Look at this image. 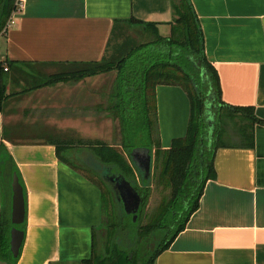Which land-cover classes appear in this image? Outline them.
Returning <instances> with one entry per match:
<instances>
[{"label":"crops","instance_id":"1","mask_svg":"<svg viewBox=\"0 0 264 264\" xmlns=\"http://www.w3.org/2000/svg\"><path fill=\"white\" fill-rule=\"evenodd\" d=\"M191 1L206 56L220 77L222 100L252 107L264 120V0ZM18 3L22 7L0 34V85L5 87L0 141L17 166L27 201L16 264H87L94 233L101 238L105 231L101 191L59 158L53 140L101 139L92 136L90 126L108 109V73L38 85L52 74L115 60L111 44L117 33L135 26L147 32L132 19L154 23L169 36L172 0ZM156 93L161 145L169 148L187 133L190 100L180 86L161 84ZM226 139L233 143L217 149V177L207 181L199 209L155 264H264V123L254 125L252 146L240 145L236 131ZM67 155L86 162L92 157L84 150ZM8 186L0 176V222L4 206L12 209Z\"/></svg>","mask_w":264,"mask_h":264},{"label":"trees","instance_id":"2","mask_svg":"<svg viewBox=\"0 0 264 264\" xmlns=\"http://www.w3.org/2000/svg\"><path fill=\"white\" fill-rule=\"evenodd\" d=\"M18 1L0 0V34L17 10ZM172 8L174 20L169 36H162L154 23L132 19L143 24L153 39L131 49L126 57L119 60L90 62L80 70L52 74L38 85H52L116 70L117 78L108 108L121 119L122 145L127 152L137 146L150 147L153 153L155 149L158 181L171 188V198L153 212L150 222L142 224L140 212L137 221L133 222V217L129 216L132 223H127L124 214H128L117 192L113 190L114 186L109 188L107 185L104 170H98L91 162L83 160L84 164H91L89 170L96 176L98 174L106 187V190L102 189L96 179L84 174L101 191L102 228L106 232L101 239L94 233L92 257L84 260L87 264H155L158 256L169 248L185 229L193 213L199 209L207 181L217 177L216 151L219 147L233 143L226 139L229 127L239 134L240 140L237 141L240 145L252 146L254 125L264 123V120L256 116L254 108L232 106L222 100L220 77L206 56L204 34L192 1L172 0ZM161 84L180 86L190 100L187 133L174 138L169 148L162 147L159 136L157 139L159 124L156 89ZM4 96L5 87L0 85V109ZM208 110L215 117L212 139L208 137ZM53 142L57 146L59 158L78 170L84 168L77 164L76 159L67 155L70 151L84 150L92 155L91 159L108 168L109 174L124 175L143 192L144 209L150 181L140 175V185L137 182L138 171L132 160L128 161L115 147L103 140ZM14 172L19 173L17 166L4 142L0 141V176L9 181L11 193ZM109 206L112 208L110 213ZM11 211V204L8 208L4 206L0 222V260L16 264L19 257L13 256L10 246L11 229L14 226ZM19 227L25 230V223ZM147 237L156 244L150 252H145L140 246Z\"/></svg>","mask_w":264,"mask_h":264},{"label":"rangeland","instance_id":"3","mask_svg":"<svg viewBox=\"0 0 264 264\" xmlns=\"http://www.w3.org/2000/svg\"><path fill=\"white\" fill-rule=\"evenodd\" d=\"M140 27H124L122 29V33H117L116 36L112 39L111 49L116 48L117 49V56L114 58L115 60H119L123 57H126L129 52H131V49H135L145 42L153 39L151 34L142 31V29H139ZM166 34H169V32H165ZM108 78L106 79L105 84L107 85L106 89L108 91L107 97H109L112 94V88L113 84L115 83V80L117 78V71L114 70L112 72H109L107 74ZM112 86V88H111ZM110 94V95H109ZM109 95V96H108ZM109 101L107 99V108L109 107ZM210 116L207 118L208 125L210 126L209 133L213 134L214 132V115L211 110H208ZM101 116L99 118H92L91 119V130H92V136L96 134L97 137L101 138L100 140H103L105 143L110 144L111 146L115 147L119 152L123 153L125 157H127L128 161H130L128 152L126 151L125 147L122 145V131H121V119L120 117H117V115L114 114L113 111L106 109L104 113L100 112ZM102 114L104 116H102ZM240 119V117H239ZM229 131H233V128L231 129L229 127ZM228 132V128H227ZM160 137V129L159 134H157V139ZM156 137V136H155ZM211 138V137H210ZM161 142V137L159 138ZM69 142H73L69 141ZM155 154V149H154ZM155 156V155H154ZM92 158V157H91ZM76 162L79 166H81L82 171L84 174H88L92 176L94 179L98 181V183L101 185L102 189L106 190L105 183L101 181L99 175H95L91 170H89L90 165L84 164L83 161L77 160ZM153 172H152V178L150 180V191L149 196L147 199V204L142 209L141 212V223L146 224L150 222V217L152 216L153 212L156 211V209L164 202L168 201L171 198V188L166 187L165 184H162L158 181V168H155V162L153 164ZM97 172L96 170H94ZM106 178V177H105ZM137 182L141 185V176L139 173H137ZM106 183L109 186V188H113L114 184L111 182L108 178H106ZM113 190H115L113 188ZM116 191V190H115ZM110 205V204H109ZM144 210V211H143ZM108 212H112V208L108 207ZM140 214V213H139ZM125 221L128 223H132V220L129 216L124 214ZM133 222H135L133 220ZM134 224V223H133ZM106 232L103 233L105 235ZM101 239V238H100ZM130 240L128 239V242ZM102 242V240H101ZM100 242V243H101ZM153 240H149V237L143 239L141 243V248L143 250H146L145 252H150L153 250L154 246ZM139 248V249H141ZM140 263V262H139ZM142 264V263H140Z\"/></svg>","mask_w":264,"mask_h":264},{"label":"water","instance_id":"4","mask_svg":"<svg viewBox=\"0 0 264 264\" xmlns=\"http://www.w3.org/2000/svg\"><path fill=\"white\" fill-rule=\"evenodd\" d=\"M128 155L142 178L150 181L154 164L153 150L147 146H137L129 150ZM90 160L91 164L94 165L96 169H103L104 176L111 182H114V187L119 193L125 211L132 215L134 221H137L143 202V197L139 190L124 175L109 174L108 168L103 167L93 159ZM11 185L13 194L11 221L14 226L11 229L10 246L13 256L18 258L25 239V230L19 226L26 223L27 201L24 187L17 172L13 174ZM0 264L12 263L6 260H0Z\"/></svg>","mask_w":264,"mask_h":264},{"label":"flooded vegetation","instance_id":"5","mask_svg":"<svg viewBox=\"0 0 264 264\" xmlns=\"http://www.w3.org/2000/svg\"><path fill=\"white\" fill-rule=\"evenodd\" d=\"M114 183V182H113ZM115 188V187H114ZM138 189V188H137ZM116 190V189H115ZM116 192H117V194H118V199H119V201L120 202H122V200L120 199V196H119V193H118V191L116 190ZM139 192H140V194L142 195V197H143V202H142V205H141V209L140 210H142V207H143V204H144V202H145V196H144V194H143V192H141L140 190H139ZM122 204H123V202H122ZM123 207H124V204H123ZM125 210V209H124ZM126 212V211H125ZM127 213V212H126ZM128 214V213H127ZM128 216H132V215H130V214H128Z\"/></svg>","mask_w":264,"mask_h":264},{"label":"built area","instance_id":"6","mask_svg":"<svg viewBox=\"0 0 264 264\" xmlns=\"http://www.w3.org/2000/svg\"><path fill=\"white\" fill-rule=\"evenodd\" d=\"M22 7V3H19V8ZM5 70H8V68L6 67Z\"/></svg>","mask_w":264,"mask_h":264}]
</instances>
